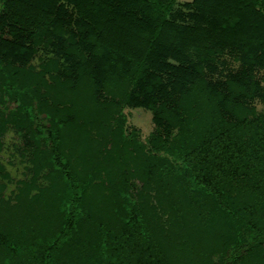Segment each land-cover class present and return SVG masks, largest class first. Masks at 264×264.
<instances>
[{
  "label": "trees",
  "instance_id": "obj_1",
  "mask_svg": "<svg viewBox=\"0 0 264 264\" xmlns=\"http://www.w3.org/2000/svg\"><path fill=\"white\" fill-rule=\"evenodd\" d=\"M175 1L72 0L60 43L53 10L0 0V144L16 129L30 161L0 264H264V88L244 65H264V0H194L181 23ZM47 45L69 60L31 62ZM194 49L245 67L214 85ZM129 105L153 111L146 139Z\"/></svg>",
  "mask_w": 264,
  "mask_h": 264
},
{
  "label": "rangeland",
  "instance_id": "obj_2",
  "mask_svg": "<svg viewBox=\"0 0 264 264\" xmlns=\"http://www.w3.org/2000/svg\"><path fill=\"white\" fill-rule=\"evenodd\" d=\"M39 7H48L55 13V21L53 24H58L63 27V30L57 35L54 34V39L58 42L64 43L68 35L76 32L75 9L72 0H33ZM194 0H176L174 4V17L176 21L181 23L183 20L177 16L181 10H192L187 6V3H193ZM201 2V1H199ZM195 5V4H193ZM100 9V8H99ZM187 20V19H186ZM185 22V21H184ZM65 31V33H63ZM27 35L22 39L28 40ZM83 38V37H82ZM81 38V39H82ZM22 42V41H21ZM50 45L40 47L35 57L31 62L39 65V62L51 60L57 65L63 66L66 60H69L64 47H55L51 50ZM201 54V55H200ZM231 53L227 50L223 53H218L213 58L212 55L206 51L194 49V57L197 61L203 64V70L208 79L214 84L219 85L226 78L239 74L242 68L248 70V73H253L251 78L258 83L259 89L264 88V65L250 64L247 59L244 63L241 58L234 59ZM201 56V57H200ZM67 58V59H66ZM258 109L263 107V101L260 95H257L253 99ZM124 112L127 115L126 128L128 131L136 129L140 138L146 139L152 131L156 130V124L153 120V111L144 105H129L124 107ZM0 144V182L4 185H0V217L4 219L7 215L5 210V202H10L8 213L15 215V211L18 213L21 207L17 200L18 181L25 178L29 179L30 175L26 174V166L29 165V153L28 148L23 140V137L19 135L16 129L9 128L4 137L1 139ZM37 185L48 186L49 181L42 175L37 179ZM36 188H32L27 197H23L26 203H30V196L34 193ZM27 198V199H26ZM12 206V207H11ZM56 225L52 217H48L45 226L40 223L38 228H50Z\"/></svg>",
  "mask_w": 264,
  "mask_h": 264
}]
</instances>
